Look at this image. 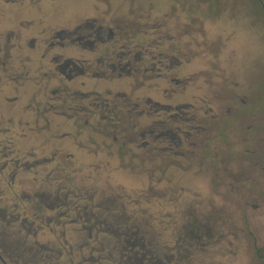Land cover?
I'll list each match as a JSON object with an SVG mask.
<instances>
[{
    "label": "rangeland",
    "instance_id": "1",
    "mask_svg": "<svg viewBox=\"0 0 264 264\" xmlns=\"http://www.w3.org/2000/svg\"><path fill=\"white\" fill-rule=\"evenodd\" d=\"M36 1L0 0L3 22L37 18L39 29H71L84 17H111L134 29L123 34L132 50L121 56L135 75L103 65L120 53L108 58V42H97L96 51H63L106 72L77 75L67 81L70 91L96 92L123 109L118 96L134 104L132 143L93 127L104 126L100 107L70 110L67 122L65 114H53L49 107H66L45 103L54 84L45 98L33 99L3 84L0 107L12 111L1 110L0 153L39 132L37 139L75 156L38 166L28 175L41 182L20 192L53 196L66 186L77 197L75 208L65 199L57 211L38 199L35 239L53 249L54 264H264V0ZM151 63L159 76L144 72ZM45 78L38 77L36 91H45ZM184 104L192 106L187 116L178 111ZM9 117L27 124H7ZM183 117L192 119L186 124Z\"/></svg>",
    "mask_w": 264,
    "mask_h": 264
},
{
    "label": "flooded vegetation",
    "instance_id": "2",
    "mask_svg": "<svg viewBox=\"0 0 264 264\" xmlns=\"http://www.w3.org/2000/svg\"><path fill=\"white\" fill-rule=\"evenodd\" d=\"M2 1L4 3L10 2V0ZM28 1L34 5L37 2L36 0ZM0 15H3V13L0 12ZM0 17H2L0 19V93L1 91L4 92L3 84H5L7 91L24 88L21 93L26 97L33 99L37 94L41 93L42 97L45 98L49 84H54L49 89L51 96L44 101L45 103H50V100H58L64 103L66 106L64 109H53L57 105L48 109L53 114H65V122H67V117L72 116V114L68 113L70 110L73 112L75 110L80 111V108L82 109L79 105L74 107V101L81 100V96L89 93H80L76 90L70 91L69 82L67 81H71L77 75H85L86 73L103 77L106 72L102 68L93 70L92 66L86 63L85 60L76 61L72 57L64 55L63 51L70 47L96 51L97 42H101V44L108 42L110 43L109 49L106 50L109 53L107 57L110 58L111 52H122L124 32L128 34L129 31L134 30H130L127 26L123 27L121 21L119 24L116 23L114 25L115 18L111 17V19H108V23L97 17H84L71 29L58 25H50L46 29H39L38 27L41 23L37 18L26 20L18 25V22H3V16ZM134 23L132 22L131 25ZM51 51L55 52L50 54ZM130 62L127 60L125 66L129 65ZM104 63L108 62L103 61V65L106 66ZM107 67L110 72H115L116 70L122 72L124 67L121 54L116 55L115 63L110 64L109 62ZM128 68L131 69L130 66L126 67V69ZM134 70L132 68L131 71ZM41 75L46 77L42 88L45 90L44 92L36 91L41 90L37 86L39 84L38 77ZM7 98L8 102L13 100L12 98ZM8 109L12 111V107H7V109L0 107V115L1 110ZM35 116H31V118ZM41 117L46 118L45 115H41ZM1 118L2 116H0V125L4 122ZM10 120V117L6 118L5 122L7 121V124H27V121L18 120L15 123ZM71 122L73 123V121ZM84 122V125H88L87 120ZM45 123L49 122L45 121ZM74 125L77 127L76 124ZM93 127L100 132L106 128L100 124H96ZM165 134L167 135L168 132ZM38 137H41L39 132L33 133L28 137L22 138L20 142H14L13 148H6L0 153V159H3L0 163V186L3 185L6 188V191L0 188V264H54L56 256H53V249L38 243L35 239L39 229V226H36V222H40L37 218L42 215L41 210H38L37 205L40 204L38 199L42 200L45 197V200H42L41 203L49 201L46 202V205L55 211L61 209V204L58 205L57 202L65 199L67 201L70 199L72 202L70 210L76 207L75 201L71 199L74 196L76 197V195L66 186L63 187V193L59 194L60 191L57 189L53 196L45 195L42 192L37 193L36 191L32 192L31 196L26 191L23 194L20 193L27 188L28 184L37 186L41 182L36 176L29 178L28 175L30 172L36 174L37 169L35 168L38 166H46L48 168V166L57 165V159H75L74 154L70 153L66 146L60 145L57 148L54 144L37 139ZM113 139L116 138L113 137ZM19 159L38 160L32 163L27 161L22 163ZM78 159H80L79 156ZM55 161L57 164H54ZM51 170L52 168L49 171ZM5 192L9 194L7 198L4 197L6 196L4 195ZM21 197L24 198L22 199ZM4 199L8 203H5ZM12 201L17 202V206L11 205L10 202ZM20 201L23 203H20ZM32 209L38 210L39 213L36 211L35 214L32 213ZM27 211L30 213L29 217ZM28 237L34 238L30 244L27 243ZM47 251H50V254ZM70 264H74L73 261Z\"/></svg>",
    "mask_w": 264,
    "mask_h": 264
},
{
    "label": "trees",
    "instance_id": "3",
    "mask_svg": "<svg viewBox=\"0 0 264 264\" xmlns=\"http://www.w3.org/2000/svg\"><path fill=\"white\" fill-rule=\"evenodd\" d=\"M124 41H125V39H124ZM123 42H122V44H123L122 51H123V49H125L126 50L125 52L127 53L126 56H127L129 54V51L132 50V48L130 47L129 44L123 43ZM119 54H121V52ZM126 56H125V58H126ZM113 58L115 59L116 55H114ZM151 61H153V58ZM104 64L107 65L108 63H104ZM152 64L153 63H151V66L144 71L145 73L147 71V76H150L149 74L151 72L157 73V72H155L154 69L157 70L158 67L152 66ZM124 69H126V68H124ZM124 69L122 71L126 72L127 70H124ZM108 71H109V68H108ZM130 71H127L126 74H134L135 73V72L133 73V71L132 72H130ZM159 75H160V73H157V76H159ZM136 85H139V83H137ZM81 98H82L81 100H77V104L79 105V107H83V106L88 107L87 105H89L93 108L94 107H96V108L100 107L99 112L101 111V118H100L99 122H101V123L103 122L104 127H106L105 130L104 129L101 130V132L103 134H105V133H107V131L111 130L116 135L119 134V135H121L122 138L127 139L129 142H131V140L133 139L132 132H134V129L136 127L135 122H133L131 120V117L133 115H135L134 109H136V108H135L134 104L132 102H130V100L126 96H124V95L118 96V101H121L122 104L126 105V109H123V107L117 105L114 102L113 98L112 99L104 98L96 92H89V93L85 94L84 96H81ZM152 105L156 109H163L167 112H170V110H171V108L164 106L162 104H159V103H152ZM191 108H192L191 105L184 104L183 106H181V108L178 109V111L185 112V114L187 116V114H188L189 110H191ZM191 119H192V117H185V118L183 117V121L186 124H188V122ZM126 247H127V245H124V247H122V250H124V248H126ZM188 256L191 257L190 255H188ZM130 259H131V257H130ZM122 264H134V263H132L130 260H126V261H123Z\"/></svg>",
    "mask_w": 264,
    "mask_h": 264
}]
</instances>
